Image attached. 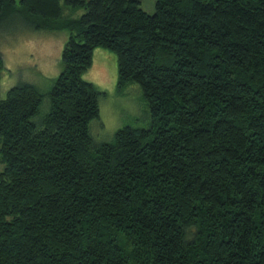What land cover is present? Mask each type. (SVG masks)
I'll return each instance as SVG.
<instances>
[{
	"label": "trees",
	"instance_id": "1",
	"mask_svg": "<svg viewBox=\"0 0 264 264\" xmlns=\"http://www.w3.org/2000/svg\"><path fill=\"white\" fill-rule=\"evenodd\" d=\"M10 16L68 36L38 122L35 84L0 98V264H264V0H0ZM95 47L148 127L92 138Z\"/></svg>",
	"mask_w": 264,
	"mask_h": 264
},
{
	"label": "rangeland",
	"instance_id": "2",
	"mask_svg": "<svg viewBox=\"0 0 264 264\" xmlns=\"http://www.w3.org/2000/svg\"><path fill=\"white\" fill-rule=\"evenodd\" d=\"M70 13L68 8H63V14ZM67 36V29H33L19 16H10L0 24V56L3 61L0 98L6 95L10 86L20 81L35 84L43 93L39 112L33 118L36 122L48 110L46 93L61 69L60 54ZM82 76L99 91L98 116L88 124L95 141L110 140L114 131L124 125H150L147 102L142 97L139 84L131 82L122 88L116 85V54L113 51L95 47L91 65ZM3 167L4 163L0 160V170Z\"/></svg>",
	"mask_w": 264,
	"mask_h": 264
}]
</instances>
